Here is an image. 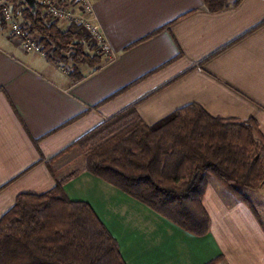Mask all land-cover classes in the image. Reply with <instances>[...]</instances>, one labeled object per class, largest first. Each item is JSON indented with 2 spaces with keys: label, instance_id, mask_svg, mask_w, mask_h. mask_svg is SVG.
Here are the masks:
<instances>
[{
  "label": "crops",
  "instance_id": "obj_1",
  "mask_svg": "<svg viewBox=\"0 0 264 264\" xmlns=\"http://www.w3.org/2000/svg\"><path fill=\"white\" fill-rule=\"evenodd\" d=\"M228 3L210 12L203 0H95L113 58L70 75L51 52H24L0 19V220L19 195L55 187L42 159L133 105L149 126L196 104L212 117L254 119L264 135V0ZM215 181L204 237L88 170L65 192L92 207L126 264H264V222Z\"/></svg>",
  "mask_w": 264,
  "mask_h": 264
},
{
  "label": "trees",
  "instance_id": "obj_2",
  "mask_svg": "<svg viewBox=\"0 0 264 264\" xmlns=\"http://www.w3.org/2000/svg\"><path fill=\"white\" fill-rule=\"evenodd\" d=\"M9 1L14 10L21 9L31 35L72 73L100 58L78 28L47 25L39 9L33 13L24 0ZM203 3L210 12L229 6L228 0ZM74 150L84 154L83 170L197 237L210 233L203 199L211 179L249 207L245 191H257L264 183V135L256 120L212 117L192 104L149 126L133 105L55 158L41 160L56 185L45 194L19 195L1 218L0 264H126L92 207L72 201L65 192L82 171L65 173L68 163L61 165Z\"/></svg>",
  "mask_w": 264,
  "mask_h": 264
},
{
  "label": "built area",
  "instance_id": "obj_3",
  "mask_svg": "<svg viewBox=\"0 0 264 264\" xmlns=\"http://www.w3.org/2000/svg\"><path fill=\"white\" fill-rule=\"evenodd\" d=\"M37 9L47 25L59 24L63 29L71 25L78 28L86 37L95 54L101 59H112L111 47L97 20L95 0H36ZM0 19L6 25L9 35L20 41L21 49L26 53L48 56L41 41L31 35L29 26L22 17L20 8L14 10L9 0H0ZM58 68L70 75V66L63 63Z\"/></svg>",
  "mask_w": 264,
  "mask_h": 264
},
{
  "label": "rangeland",
  "instance_id": "obj_4",
  "mask_svg": "<svg viewBox=\"0 0 264 264\" xmlns=\"http://www.w3.org/2000/svg\"><path fill=\"white\" fill-rule=\"evenodd\" d=\"M73 153L75 155L69 156V159L66 160V162L70 164L68 165L69 167L67 168L65 173H68L72 170H83V168L86 165L84 154L80 150L77 151L74 150ZM215 184L218 185L219 182L215 181ZM262 186H264V183ZM245 193L251 199L253 209H255L257 215L264 222V194L261 191H249V190H246Z\"/></svg>",
  "mask_w": 264,
  "mask_h": 264
},
{
  "label": "water",
  "instance_id": "obj_5",
  "mask_svg": "<svg viewBox=\"0 0 264 264\" xmlns=\"http://www.w3.org/2000/svg\"><path fill=\"white\" fill-rule=\"evenodd\" d=\"M27 6L32 10L33 13L37 11L36 0H24Z\"/></svg>",
  "mask_w": 264,
  "mask_h": 264
}]
</instances>
